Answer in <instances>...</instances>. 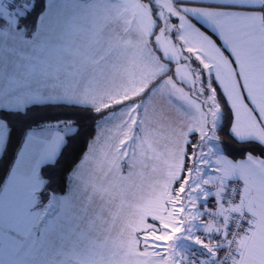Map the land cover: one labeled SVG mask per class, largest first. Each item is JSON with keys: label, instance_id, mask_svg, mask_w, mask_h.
<instances>
[{"label": "snow or ice", "instance_id": "obj_1", "mask_svg": "<svg viewBox=\"0 0 264 264\" xmlns=\"http://www.w3.org/2000/svg\"><path fill=\"white\" fill-rule=\"evenodd\" d=\"M181 61L191 79L174 68ZM158 94L196 113V126L149 112ZM50 109L144 135L120 139L91 194L68 199L37 168L55 166L78 123L26 124L16 158L32 164L16 199L0 198V264H264V0H0V154L14 120ZM233 114L236 162L217 135ZM125 206L139 223L117 241L114 209Z\"/></svg>", "mask_w": 264, "mask_h": 264}, {"label": "rangeland", "instance_id": "obj_2", "mask_svg": "<svg viewBox=\"0 0 264 264\" xmlns=\"http://www.w3.org/2000/svg\"><path fill=\"white\" fill-rule=\"evenodd\" d=\"M172 23L176 27L179 26V21H177L175 18H173ZM205 35H209V33H205ZM210 38L213 39L214 42H216L215 36H211ZM173 45H175L174 40H173ZM178 51L180 52V50L177 47V52ZM205 62H208V61H205ZM193 63L195 66L196 63L194 61ZM173 66L174 68L178 69L179 72L183 74L184 76L188 77L189 79L192 78L189 72V66L183 65V64L181 65L180 63H176V66L175 65ZM191 67L193 66L191 65ZM205 74H206V71H205ZM171 75L172 73H170L169 76ZM179 86L183 87L182 85H179ZM213 87L217 88V92L221 91V89L217 87L215 83L213 84ZM184 91L185 93H187L188 89L185 87ZM220 106H221V103H220ZM153 109L156 110L157 115L159 114V112L162 111L166 113L170 119H174V120H177L178 122L185 123L189 127H195V119L192 116L193 114L186 113L184 109L181 107V102L179 101H175V100L170 101L167 98V96H162L158 94L149 102L148 111L151 112ZM149 127L150 129L152 128L151 126ZM109 128H111L112 130H115L118 135L117 142L115 143V145H117L116 149L112 148V145H114V143L111 141V136L113 132H109L108 131ZM149 133L154 134L155 129L153 130V132H149ZM134 134L135 132L133 131L131 125L129 126L128 129L124 130V133H118L116 121H110L106 124L101 121L99 127L97 126L96 135L93 138V140H96L97 142L96 151L94 153L92 152L91 145H92L93 140H91L88 143V146L83 155V158L74 168V169H77L79 166V172L76 177V182L73 183V178H72L73 170H74L73 169L68 177L66 191L64 193H56V194L61 197L68 198V199H71L73 196H75L76 198L83 197L85 195V190H87V194H91L92 186L95 185L101 179V177L99 176L100 164L103 162L105 158H107L109 162L115 159L117 155L118 147H119V140L127 139L128 136H132ZM147 139H148V142L151 143L152 137L147 136ZM19 151H20V147L17 153ZM139 155H142V151L139 152ZM16 157L14 159L13 164L11 165V168L9 170L7 177L5 178V181H4L5 187L0 189V198H2L5 202L12 201L11 199H14V197L18 194L20 185H21V182L18 180L15 183L13 182V175H16V173L13 172V169L16 168L19 170L20 163H21L20 161L17 160ZM25 158L32 160L31 156H26ZM29 166L30 165L24 166L25 170H27ZM212 171H215V169H213ZM37 174L40 175L39 170H37ZM121 175L126 176L127 171L125 170L123 173H121ZM174 187H176V189L178 190L179 186L174 185ZM208 187H211V185H209ZM114 212H118V217H117L116 228L113 231L112 236L117 241H119L120 239H127V229L125 228V226L126 225L135 226L136 224L139 223V209L136 207L130 208L128 206H125L122 210L118 208L114 209ZM122 233L123 235H121ZM140 249L143 250L142 244L140 245ZM118 259L120 260V264H135V261L133 258L119 257ZM140 264H143V262L141 261Z\"/></svg>", "mask_w": 264, "mask_h": 264}, {"label": "trees", "instance_id": "obj_3", "mask_svg": "<svg viewBox=\"0 0 264 264\" xmlns=\"http://www.w3.org/2000/svg\"><path fill=\"white\" fill-rule=\"evenodd\" d=\"M191 65L194 66V63L192 62ZM217 93L218 99L221 103V108L227 114L229 112L227 104L224 99L219 96L220 92ZM33 118H35L34 121ZM99 119L100 117L94 113L81 114L73 109H50L30 113L29 118H26L23 122L14 120L15 132L13 134L8 152L6 155L0 154V181L4 182L9 173L11 165L13 164L17 151L21 145L22 132L26 124L33 122L40 123L42 121L55 123L58 120L76 121L80 127V132L68 141L67 146L63 149L55 166L39 168V174L45 179L49 177L53 178L52 187L49 188V193H52L53 191L55 193H64L67 188L68 177L71 171L79 163L87 149L88 143L96 134L97 121ZM230 125L231 119L223 120L221 122V127L217 129V135L224 141L225 144L231 146L232 152L228 155V157L232 159L243 158L244 153L240 151L239 146L235 144L230 135ZM193 142L195 143V138H193ZM255 155L259 156V152H256ZM190 166L191 165L189 164V167ZM210 206L208 207L213 210L216 207V205Z\"/></svg>", "mask_w": 264, "mask_h": 264}, {"label": "crops", "instance_id": "obj_4", "mask_svg": "<svg viewBox=\"0 0 264 264\" xmlns=\"http://www.w3.org/2000/svg\"><path fill=\"white\" fill-rule=\"evenodd\" d=\"M71 17H72V14L71 13H69V19H71ZM178 21V20H177ZM190 22H194V21H190ZM201 31H203V29H201ZM185 52H186V49L184 50ZM178 54H181L179 51L177 52ZM181 65L183 64V65H185V63L183 62V61H181V62H179ZM174 65L176 66V63H174ZM196 67L198 66L197 64L195 65ZM192 68H194V66L192 67ZM169 75H170V73H169ZM178 87H180L179 85H178ZM185 92V91H184ZM233 113H234V110H233ZM191 114H193L192 116H193V118L195 119L196 118V113H191ZM232 123H234V114H233V116H232V118H231V125H230V128H231V126H232ZM150 125H145V128H146V130L148 131V132H153V128H151V129H153V130H151L150 129V127H149ZM195 126H196V124H195ZM108 131L109 132H113L112 133V136H111V141L115 144L116 142H117V138H118V135H117V133H116V131L115 130H112L111 128H109L108 129ZM134 132H135V134L134 135H140V136H143L144 135V133H141V132H138V131H136V130H133ZM96 135V134H95ZM95 137V136H94ZM93 137V138H94ZM93 138L91 139V140H93ZM145 139L148 141V139H147V136L145 137ZM141 151V149L138 147V150H137V155H139V152ZM84 155V154H83ZM82 158H83V156H82ZM81 158V159H82ZM244 158V157H243ZM243 158H240V159H232V158H230V157H228V159L229 160H232L233 162H236V161H239V160H241V159H243ZM81 161V160H80ZM79 161V162H80ZM31 164H32V160H30V159H28V158H25L24 159V161H23V163H20V169H19V177L17 178V180L18 181H20L21 182V185H22V181L24 180V172L26 171L25 170V168H24V166H27V165H30L31 166ZM37 170H39V168H37ZM236 178H238V177H232L231 178V180L232 179H236ZM239 179V178H238ZM20 185V186H21ZM18 195V194H17ZM17 195L14 197V199H11L12 201H14L15 199H16V197H17ZM210 205H216V201H215V199H213L212 197H209V203H208V206H210ZM211 207V206H210ZM212 208V207H211Z\"/></svg>", "mask_w": 264, "mask_h": 264}, {"label": "built area", "instance_id": "obj_5", "mask_svg": "<svg viewBox=\"0 0 264 264\" xmlns=\"http://www.w3.org/2000/svg\"><path fill=\"white\" fill-rule=\"evenodd\" d=\"M237 180H238V179H232L231 181H232V183H235ZM245 228H247V225H245ZM241 235H243V232L241 233ZM210 243L214 244V243H216V241L213 240V241H211Z\"/></svg>", "mask_w": 264, "mask_h": 264}]
</instances>
